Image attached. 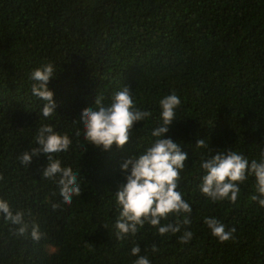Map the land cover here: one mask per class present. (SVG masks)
Masks as SVG:
<instances>
[{
  "label": "trees",
  "instance_id": "trees-1",
  "mask_svg": "<svg viewBox=\"0 0 264 264\" xmlns=\"http://www.w3.org/2000/svg\"><path fill=\"white\" fill-rule=\"evenodd\" d=\"M0 264H264V0H0Z\"/></svg>",
  "mask_w": 264,
  "mask_h": 264
},
{
  "label": "rangeland",
  "instance_id": "rangeland-1",
  "mask_svg": "<svg viewBox=\"0 0 264 264\" xmlns=\"http://www.w3.org/2000/svg\"><path fill=\"white\" fill-rule=\"evenodd\" d=\"M54 251V249H52V252Z\"/></svg>",
  "mask_w": 264,
  "mask_h": 264
}]
</instances>
